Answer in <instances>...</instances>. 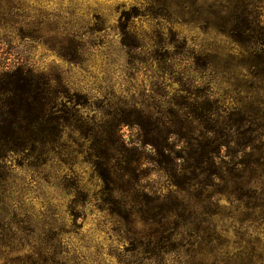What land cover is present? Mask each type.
I'll return each mask as SVG.
<instances>
[{"label":"rangeland","instance_id":"obj_1","mask_svg":"<svg viewBox=\"0 0 264 264\" xmlns=\"http://www.w3.org/2000/svg\"><path fill=\"white\" fill-rule=\"evenodd\" d=\"M184 1L168 16L156 0H0L4 69L49 79L58 109L85 125L81 132L66 129L46 156L26 152L5 161L0 264H264V170L236 193L221 180L182 192L153 174L144 194L159 200L135 203L110 191L96 168L110 160L99 153L114 147L110 138L124 113L134 124L116 126V133L140 145L137 123L148 112L160 116L179 101L176 109L189 117L195 99L189 92L208 87L236 107L244 93L235 85L245 91L254 82L247 52L211 26L209 5L225 0ZM208 53L217 54L219 73L198 62ZM218 156V167L243 157L234 145ZM169 197L193 211L154 217L155 205Z\"/></svg>","mask_w":264,"mask_h":264},{"label":"trees","instance_id":"obj_2","mask_svg":"<svg viewBox=\"0 0 264 264\" xmlns=\"http://www.w3.org/2000/svg\"><path fill=\"white\" fill-rule=\"evenodd\" d=\"M160 1L168 16H171V11L174 15L175 6L182 4V0H156ZM224 2L223 6L209 5L210 16L216 19L211 26L228 31L242 51L247 52L246 64L254 82L247 85L245 91H242L245 85H235L236 91L244 93L233 103L236 107L224 105V98L217 97L208 87L199 92H189L195 98L189 117L176 109L181 106L179 101L176 108L160 116L148 112L137 123L142 132L140 145L132 141L125 143L117 135L116 126L132 127L134 124L124 113V119L115 123L110 138V142H115L114 147L108 149L104 145L99 153L100 158L110 160L96 162L98 174L110 191L122 192L135 203L143 198L157 202L158 197L148 198L144 194L147 187L143 186L145 179L157 174L167 178L182 192L189 193L194 187H210L212 181L221 180L231 184L229 193H236L248 189L251 177L258 170H264V149L258 153L260 143L264 142V0ZM186 7L182 8L181 16H185ZM186 14H189V8ZM197 58L206 70L220 72L217 54L208 53L202 59ZM6 67L0 60L1 188L8 178L9 168L5 161L11 155L30 152L28 155L33 156L38 151L46 156L48 146L59 143L66 129L78 132L85 129L75 113L58 109V94L49 79L20 67L5 70ZM177 142L184 144L179 151H176ZM233 145L237 154L243 157L218 167L219 153ZM125 201L132 208L126 211L133 212L130 202ZM155 208L152 214L158 219L173 212H180L181 216L193 211L184 199L176 197L163 199Z\"/></svg>","mask_w":264,"mask_h":264}]
</instances>
